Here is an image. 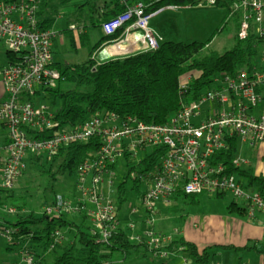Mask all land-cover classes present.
Returning <instances> with one entry per match:
<instances>
[{"label":"built area","instance_id":"built-area-1","mask_svg":"<svg viewBox=\"0 0 264 264\" xmlns=\"http://www.w3.org/2000/svg\"><path fill=\"white\" fill-rule=\"evenodd\" d=\"M121 1L127 8L102 24L105 33H138L145 42L143 52L157 50L163 39L150 26L153 14L146 12L147 5L140 1L128 6L127 0ZM218 1L203 0L200 6ZM41 6L42 0H0V43L5 53L13 56L0 66L4 87L0 99V190L15 187L28 168L29 157L52 158L62 147L98 138V149L76 171L80 195L72 199L58 194L54 204L44 210L47 215L86 212L101 242L108 243L118 225L112 197L116 193L115 166L126 154L136 163L151 155L156 158L153 169L139 178L148 182L142 199L148 213L144 237L152 249L159 251L156 254L165 256L167 251L162 249L175 235L182 234L179 229L161 234L153 228L157 204L170 203V197L178 191L194 196L230 194L247 205L250 219L257 212L264 213V197L214 160L235 135L251 147L264 142V46L253 65L219 73L194 97L195 76L182 78L180 88L187 97L165 123H145L131 116L121 118L115 112H100L76 125L61 127L55 120V109L46 102V93L59 87L65 76L54 60L53 32L41 23ZM233 10L240 15L239 39L253 34L264 36V0H234ZM213 83L215 86H211ZM242 164L248 163L234 159V165ZM131 176L138 173L134 171ZM0 210L17 212L11 206H0ZM134 227L131 223L130 228ZM14 234V229L0 227V235L9 245L19 244ZM53 237L51 247L64 239L61 231H55ZM178 250L186 248L179 246ZM21 254L23 262L15 264H37L30 248H23Z\"/></svg>","mask_w":264,"mask_h":264},{"label":"trees","instance_id":"trees-1","mask_svg":"<svg viewBox=\"0 0 264 264\" xmlns=\"http://www.w3.org/2000/svg\"><path fill=\"white\" fill-rule=\"evenodd\" d=\"M50 1L42 0V7L48 5ZM140 1L147 5L146 12L152 14L167 6L197 7L203 2V0H128V6ZM233 2L234 0H219L217 3L226 7L229 14H238L236 21L239 30L240 15L233 10ZM126 8L127 6L119 4L113 12L98 19L95 26H102L112 17L124 12ZM225 22L226 19L213 37L223 31ZM119 34L118 31L107 35L103 40L115 39ZM213 37L205 42L166 41L161 42L158 49L151 52L140 51L101 62L90 57L82 64L59 66L65 81L56 89H48L46 93V98L56 107L55 120L61 127H66L76 125L100 112H115L121 118L131 116L145 123H165L187 97L180 88L182 78L195 76L192 84L194 97L219 73L234 72L245 65H253L264 46V36L258 37L253 34L242 40L237 34L236 42L230 50L218 52L205 49ZM100 44H97L94 50ZM5 55L8 61L13 57L10 52ZM67 84L71 85L69 89L65 88ZM238 143L239 138L236 135L229 138L228 145L215 154L214 160L217 164L223 165L228 173L237 176L246 182L250 189L264 197V175H257L252 168L234 165ZM98 146V138H93L88 142L62 147L52 158L34 155L29 157L27 169L37 171L36 176L46 177L49 181L46 189H54L53 183L58 180V175L74 174L80 163L96 151ZM123 156L126 158L127 173L117 188L118 210L122 209L129 198L131 183L137 186L140 176L151 171L156 163L154 155L146 157L142 163H136L127 154ZM134 171L139 177L131 176ZM16 191L17 189L0 190V206H11L17 210L15 214L0 210V227L14 229V238L19 243L25 240L33 243L30 250L37 264H48V260L49 264H113L112 258L115 255L123 254L127 257L134 253L140 256L149 253L161 258L160 253L156 254L158 250L152 249L144 236L135 235L129 226L124 228L117 225L109 242H101L86 212L80 213L82 223L67 219L71 214L47 215L44 208L38 213L36 209L28 206L26 200L17 198ZM176 195V199L180 198L193 205L199 203L197 196L185 195L182 191H178ZM227 195L222 193L217 197L225 199ZM63 196L67 197L65 194ZM55 197L56 195H53L50 203L55 201ZM227 209L242 217L249 216L247 205H240L234 199L227 205ZM262 214L255 213L254 219L251 220H257ZM66 229H69L68 241L63 239L61 243L51 247L55 241L53 237L55 231L64 232ZM34 244L43 248L42 254H38ZM179 246H184L186 250L188 248L198 263H206L212 255L213 248L198 249L196 246L187 245L182 241L181 235H175L172 243L162 250L175 251ZM8 247L13 245L8 244ZM258 251L264 253V249Z\"/></svg>","mask_w":264,"mask_h":264},{"label":"crops","instance_id":"crops-1","mask_svg":"<svg viewBox=\"0 0 264 264\" xmlns=\"http://www.w3.org/2000/svg\"><path fill=\"white\" fill-rule=\"evenodd\" d=\"M119 4L125 5L121 0H51L48 5L43 7L41 6L39 14L41 23L43 26L45 25L44 28L50 29L53 32L52 49L56 65L64 66L82 64L90 57L101 62L108 58L125 56L143 51L145 49V42L140 39V35L138 33L125 34L123 30H119L120 34L115 39L104 41L103 39L107 36V34L103 30L102 26H95L98 19L113 12ZM194 8L195 7L190 6L164 7L153 13L150 19V26L160 37H162V42H205L192 36H186L190 38H186V40H184L185 38H183L184 36H181V33L177 30L170 29V27L172 28L173 26V21H177L176 19L180 10L192 11ZM73 25H75V28L72 27ZM211 42L207 45V49H212ZM99 43L101 44L94 50L95 46ZM5 61L8 63L7 57H5ZM3 94L4 87L0 80V99ZM240 142L249 145L247 141L239 140V143ZM255 146L251 147L249 145L250 148H255ZM246 161L249 166L251 165L250 167H253L252 162L249 160ZM255 173L257 175H264V170L260 169V171H256ZM71 193H73V191ZM79 195L74 194L72 199H76ZM176 196L177 195H173L170 197V203L161 202V204L168 210L172 209L170 206L173 204L172 210H178L179 204L177 203H179L182 199H176ZM202 196H206L207 198L216 196V198L220 199L217 195L212 196L209 194L197 195V199ZM239 204L243 205V203ZM227 205L223 210H219L218 213H212L209 215H205L203 213L200 214L198 212L194 215L189 213L186 218L181 217V221H184L185 219V222H183L184 224H182V226H175L176 228L174 229H179L181 231L182 241L187 245L196 246L198 249L207 247L213 248L211 253L216 256L215 258H218L216 264H247L242 262V259L248 256L246 252H259L258 250L260 249L257 244L264 243V213L259 216L257 220L255 219V221H253L247 216L242 217L237 213L228 211ZM35 209L38 211L36 207ZM136 209L139 211L138 208ZM136 209L132 210L135 215L134 217L136 218L135 222H137V224L135 222H131L135 224L133 231L135 235L144 236V232L147 228L146 216L139 217ZM159 213L155 216H158ZM75 215L79 216V221L77 222L82 223L83 220L80 214ZM140 220H142V223L139 222ZM87 223L89 224L88 219ZM118 225L120 227L128 226H121L119 218ZM153 228L157 233H169L165 229V224L163 223H161L160 228H157L154 225ZM62 233L65 241L67 242L68 235L66 234L68 233ZM4 240L5 245L0 246V264H15L23 262L22 254L20 253L18 256L16 255L14 257L10 253L13 247H8L5 238ZM227 246L235 248L224 249V247ZM34 247L37 248L38 254L43 253L44 250L40 245L34 244ZM169 252L171 255L167 256V253L166 256L168 257L167 261H171L169 262L171 264H176V261H179L180 259L182 260V258L186 264H193L192 262L190 263L193 259L195 260V264H215L211 257L206 263H198L188 248L186 251L182 252L178 249ZM136 254L138 257L140 256L138 253ZM263 254L264 253L261 252V255H259L260 264H264ZM132 255L129 256L132 257ZM49 262L50 261L48 260L47 263L49 264Z\"/></svg>","mask_w":264,"mask_h":264},{"label":"rangeland","instance_id":"rangeland-1","mask_svg":"<svg viewBox=\"0 0 264 264\" xmlns=\"http://www.w3.org/2000/svg\"><path fill=\"white\" fill-rule=\"evenodd\" d=\"M237 18L238 14H229V10L224 6H221L219 3L215 5H202L195 7L192 11L180 10L176 19L177 21H173V26L172 28L170 27V29L177 30L179 33H181V36H184L183 38H185L184 40H186V38H190L186 36H192L202 41H208L213 37L216 30L220 26L224 25V20L226 19L225 28L223 29V31L213 37V40L211 42L212 49L217 50L218 52H225L227 50L232 49L236 42L235 37L238 32L236 21ZM207 48L208 46L206 47V49ZM5 57V49L0 43V66H4L7 64V62L5 61ZM211 86H215V84L213 83ZM70 87V84H67L65 86L66 89H69ZM46 102H48L50 106L53 107V109H56V107H54L51 104V101L47 98ZM235 158H242L244 160H249L250 162H252L253 167H250L251 165L249 166L248 164H242L241 166L243 168H252L255 172L260 171V169L264 170V142L257 144L255 148H250L248 144L240 142L238 144V150ZM26 170L27 173H24L23 176L18 179L17 184L15 185L13 190L17 189L16 197L19 199L22 198L26 200L30 208L35 209L36 207L38 213L42 211L43 207L45 208L47 205L50 206L54 204V201L50 203L53 195L55 196L57 194H65V196L67 195V197L69 198H73L74 194L79 195V191L76 189V172L74 174L65 173L63 175H58V180L53 183L54 189H46L49 185V181L46 179V177L36 176L37 171L35 170ZM115 172L116 175L114 179V189L116 190V193L112 195V197L116 202L118 185L121 182L123 176L127 173L126 158L124 156L118 159V162L115 166ZM139 181L140 182L137 183L138 187L135 185V183H131L129 187V198L124 203L122 209L118 210L119 204L116 202L117 215L120 220L121 226H129L131 222L136 221V218L134 217L135 215L132 212L133 209H139L137 213L139 217L148 216V213L143 206L142 200L143 194L148 188V182H143L142 180ZM72 191L74 194L71 193ZM232 199L233 198L230 194H228L225 199H218L216 198V196L209 198H207L206 196H202L198 199L199 203L197 205H193L190 202L180 200L179 203H177L179 204L178 210H172L173 204H171L170 206L172 209L168 210L161 203H158L156 206V211L157 213H160L158 214V216H154L153 225L157 228H160L161 223H163L165 224V229L169 232L167 234H172L175 230L174 228H176L175 226H182V224H184L183 222H185V219L184 221H181V217L186 218L189 213H192V215H194L196 212L200 214L203 213L205 215L218 213L219 210H223L226 205L231 202ZM19 202L22 201L19 200ZM67 219L71 221H79V216L71 214L67 216ZM141 221L142 220H140L139 222L142 223ZM135 223L137 224V222ZM124 228L128 227L126 226ZM68 231L69 229L64 230L65 233H68ZM4 245L5 240L1 236L0 246ZM32 246L33 243L31 244L28 240H25L24 242L13 245V248L11 249L10 253L15 257L16 255L18 256L22 252L23 248H31ZM257 246L259 249H264V243L257 244ZM167 253V256L171 255L170 252ZM246 253L248 254V256L242 259L243 263L260 264L259 255H261V252L247 251ZM165 256H161V258H159L148 253V255L144 254V256L141 255L138 257V255L134 253L132 257H126L123 254H118L115 255L112 259L114 261L113 264H171L169 263L171 261H167L168 257ZM215 257V255H212L211 259L216 264L218 258ZM191 262L195 264L194 259L190 261V263ZM176 264L186 263L182 258V260L180 259L179 261H176Z\"/></svg>","mask_w":264,"mask_h":264}]
</instances>
